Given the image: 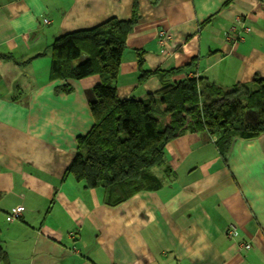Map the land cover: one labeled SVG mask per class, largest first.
Returning a JSON list of instances; mask_svg holds the SVG:
<instances>
[{
	"label": "crops",
	"instance_id": "crops-1",
	"mask_svg": "<svg viewBox=\"0 0 264 264\" xmlns=\"http://www.w3.org/2000/svg\"><path fill=\"white\" fill-rule=\"evenodd\" d=\"M135 6L121 100L162 89L157 77L140 84L138 52L151 72L191 65L175 80L206 77L226 91L264 82V0H0V247L10 264H264V135L235 139L225 157L215 138L182 136L152 169L161 186L116 207L65 177L94 125L100 79L56 95L51 46L130 20Z\"/></svg>",
	"mask_w": 264,
	"mask_h": 264
},
{
	"label": "trees",
	"instance_id": "trees-1",
	"mask_svg": "<svg viewBox=\"0 0 264 264\" xmlns=\"http://www.w3.org/2000/svg\"><path fill=\"white\" fill-rule=\"evenodd\" d=\"M139 20L115 18L90 30L64 34L52 48L51 81H61L56 95H70V81L98 76L95 99L89 104L94 125L78 139V151L65 177H73L87 189L101 188L105 204L116 207L141 191L156 190L161 181L152 169L166 161V148L187 134H201L222 155L235 139L264 135V82L255 88L235 86L226 91L206 77L175 80L191 65L171 70H146L138 52L139 82L157 77L162 86L144 100L118 97V79L126 42ZM0 260L10 264L0 247Z\"/></svg>",
	"mask_w": 264,
	"mask_h": 264
},
{
	"label": "built area",
	"instance_id": "built-area-1",
	"mask_svg": "<svg viewBox=\"0 0 264 264\" xmlns=\"http://www.w3.org/2000/svg\"><path fill=\"white\" fill-rule=\"evenodd\" d=\"M240 21V19L238 20V22ZM45 23H49L48 20H45ZM247 32H250V29H245ZM233 31H235V28L233 29ZM24 211V207H18L16 208L12 213H9L6 216V221L7 222H14L16 220H18L21 217L22 212ZM231 232L234 233L235 232V227L232 226L231 228Z\"/></svg>",
	"mask_w": 264,
	"mask_h": 264
}]
</instances>
